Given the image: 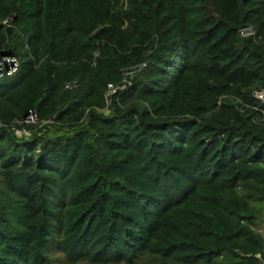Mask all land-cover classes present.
<instances>
[{"label": "trees", "instance_id": "obj_1", "mask_svg": "<svg viewBox=\"0 0 264 264\" xmlns=\"http://www.w3.org/2000/svg\"><path fill=\"white\" fill-rule=\"evenodd\" d=\"M0 53V264L264 260V0H0Z\"/></svg>", "mask_w": 264, "mask_h": 264}, {"label": "built area", "instance_id": "obj_2", "mask_svg": "<svg viewBox=\"0 0 264 264\" xmlns=\"http://www.w3.org/2000/svg\"><path fill=\"white\" fill-rule=\"evenodd\" d=\"M240 32H241V35L243 36H249V35L255 34V31L251 27H244L241 29ZM19 66H20V61L17 56H15L14 54L0 53V78L15 74L18 71ZM145 66H146L145 63L141 64V67H145ZM135 71H136V67L130 68L124 72V77L122 81L118 83L108 84L106 94H105L106 104H107L105 110H109V106L112 104L113 98L116 95L129 89V87L131 86V75ZM73 86H74V83L67 85L68 88H71ZM254 96L258 100L264 102V88L256 90L254 92ZM23 123L27 125H32V124L34 125L38 123V115L35 109H29L25 117L23 118V121H19L15 123L13 126V129L16 135L21 136V137L23 136L28 137L30 133L27 130L21 128L20 126H16L17 124L21 125ZM0 125L3 126L2 123ZM256 257L259 259V262L256 264H264V260L260 255H256Z\"/></svg>", "mask_w": 264, "mask_h": 264}, {"label": "rangeland", "instance_id": "obj_3", "mask_svg": "<svg viewBox=\"0 0 264 264\" xmlns=\"http://www.w3.org/2000/svg\"><path fill=\"white\" fill-rule=\"evenodd\" d=\"M260 225L258 227V229L262 232L263 236H264V213H262V216H260ZM49 253L50 256L53 260V264H69L67 263V261L65 260L64 256L57 250L56 246H55V242H52V244L50 245L49 248ZM146 261H139L136 264H145ZM84 264V263H81Z\"/></svg>", "mask_w": 264, "mask_h": 264}]
</instances>
